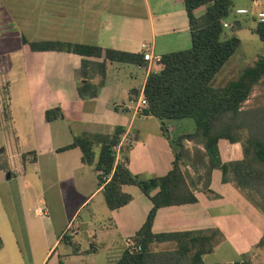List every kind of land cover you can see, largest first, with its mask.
I'll return each mask as SVG.
<instances>
[{"label":"crops","instance_id":"0c3cea01","mask_svg":"<svg viewBox=\"0 0 264 264\" xmlns=\"http://www.w3.org/2000/svg\"><path fill=\"white\" fill-rule=\"evenodd\" d=\"M152 3L154 8L150 0H0V264H113L125 241L134 239L144 224L152 204L139 188L123 186L131 201L109 210L98 172L82 163L79 148L62 149L76 137L112 134L120 127L121 138L132 143L123 146L129 149L125 153L131 174L151 178L171 170L173 148L160 122L144 116V110L136 112L135 106L153 73L143 55L188 50L191 35L184 0ZM204 13V6L194 11L197 18ZM239 26L232 27L234 32ZM253 30L249 33L255 34ZM25 33L27 43L81 44L100 48L102 54L112 50L140 59L126 64L105 60L104 54L87 58L84 79L83 57L32 51L22 41ZM258 58L244 66L229 59L214 84L237 79ZM129 66L123 76L121 69ZM154 67V72L162 69ZM85 84L95 87V97L88 90L80 96ZM258 95L255 87L251 98ZM51 110H59V117L47 121ZM121 149L115 163L123 161ZM218 150L224 163L242 159L239 143L219 140ZM209 190L194 192L195 203L158 209L152 233L217 229L223 239L202 257L204 264L243 263L244 255L254 264L253 251L264 237V215L232 183H223L218 169L211 172ZM235 203L243 205L246 230L233 239L230 224L240 216ZM174 249L173 243L152 245L154 252Z\"/></svg>","mask_w":264,"mask_h":264},{"label":"trees","instance_id":"16d2710c","mask_svg":"<svg viewBox=\"0 0 264 264\" xmlns=\"http://www.w3.org/2000/svg\"><path fill=\"white\" fill-rule=\"evenodd\" d=\"M184 4L191 48L163 55L162 69L148 74L143 89L148 104L143 115L157 119L167 139L165 121L192 119L195 123L194 132L177 137L173 141L174 146L171 144L174 158L171 170L161 177L133 175L127 168L125 151L129 149L124 147L121 149L123 161L115 163L114 147L124 132L120 127L112 134L76 137L71 145L62 149L79 148L82 163L93 166L98 174L101 173L98 181L104 184L103 195L109 210H116L131 201V196L122 191L123 186L139 188L151 201V210L133 237L141 250L136 253L124 250L113 264H204L202 257L210 254L223 239L219 230L155 235L151 229L158 209L195 203L194 192L197 190L210 193L211 172L215 169L221 171L223 183H232L264 215V57L243 67L237 79L215 87L216 75L241 44L236 36L224 35L222 27V22L230 14L232 2L184 0ZM201 6L205 7V13L197 18L194 11ZM253 31L264 43V24L258 23ZM22 41L32 51H59L83 57L81 76L84 79H88L90 66L87 58L102 54L100 48L81 44L54 41L27 43L24 38ZM103 54L105 60L111 62L131 64L140 59L139 55L112 50H105ZM98 67L99 73H103L104 63L98 64ZM255 87L261 89V94L254 97L256 102L251 107H246ZM87 90L91 97H95V87L89 84L79 89L80 96L84 97ZM58 112L47 111V121L58 118ZM219 140L239 143L242 159L222 162ZM187 141L195 145L192 150L185 146ZM153 190L157 193L150 196ZM154 243H173L175 249L154 252ZM263 246L264 237L257 247ZM237 264L248 263L243 259V263Z\"/></svg>","mask_w":264,"mask_h":264},{"label":"rangeland","instance_id":"374dc122","mask_svg":"<svg viewBox=\"0 0 264 264\" xmlns=\"http://www.w3.org/2000/svg\"><path fill=\"white\" fill-rule=\"evenodd\" d=\"M150 2H151V6H153V8H154V5L152 3L153 0H150ZM231 2H232V4L230 7V14L227 17V19L223 21V22H226L228 25H230L231 28L228 30L223 29L224 35H226V36L231 35L232 32H234L232 27L233 26L236 27V26L241 25V26H239L240 28H238L234 32L235 33L234 35H236L239 38V40L241 41V45H240L239 49L235 52V54L232 56V58L230 59L229 62L233 61V63H235L236 65H240V66L243 65L244 66V64L250 63L251 61L255 60L257 57H261V56L264 57V43H262L255 34L249 33L250 28L253 27L255 29V27L258 24V22L255 19V16L258 12H261V10H264V0H231ZM253 2H257L258 5L257 4L254 5ZM238 9L246 10L247 14L246 15H236V10H238ZM23 36L25 37L26 33ZM12 37H14V36H12ZM27 38L30 39L28 36H27ZM24 39L26 40V37ZM6 40H8V42H10V41H14L15 38L14 39H6ZM125 67H128V66H125ZM129 67L130 68H127V69L125 68V70L121 69L122 75H123V72L125 73V72H128V70L132 69L131 66H129ZM226 67L227 66H225V68ZM111 72H112V70H111ZM140 73H142V72H140ZM140 73L138 74V76L136 77L135 82H134L135 83L134 87L137 89H139L141 86V84L138 81ZM213 85L215 87L217 86L214 83H213ZM257 93H258V91H257ZM260 94H261V89L259 88V95ZM255 95H257V94H255ZM254 97H256V96H254ZM254 97L249 100V102L246 104V107H251L256 102L255 101L256 98H254ZM165 122L167 125V133H168L167 135L169 137L168 140L170 141L172 146H174L173 141L177 137L192 133V132H194V129H195V123L192 119L168 120ZM184 143H185V146L189 150H192L195 147L194 144L187 143V142H184ZM219 153H220V150H219ZM219 156L221 158L220 154H219ZM235 207L237 208V211L240 213V216L230 224V231L233 233V236H234L233 239L236 238V234L238 232L246 230L244 227V224H243L244 222L242 220L243 205L241 203H235ZM83 213H85V212H83ZM234 242H235V240H232L230 243L232 244ZM87 248H90V246H88ZM250 258L251 257L249 255H244V259L247 260ZM252 258H253L254 264L263 263L264 262V246L253 251Z\"/></svg>","mask_w":264,"mask_h":264},{"label":"built area","instance_id":"2783aa9c","mask_svg":"<svg viewBox=\"0 0 264 264\" xmlns=\"http://www.w3.org/2000/svg\"><path fill=\"white\" fill-rule=\"evenodd\" d=\"M247 11L244 9H238L236 10V15H246ZM255 19L258 23L260 24H264V11L258 12L255 16ZM222 27L223 29H230V25H228L226 22H222ZM143 48H145V45H143ZM143 59L144 61H147L151 66H152V71L154 72L156 69L154 66L159 67L161 66V57L159 55H155V56H151L149 54H144L143 55ZM147 100L143 94V92L140 93L136 106H135V111L138 113H141L143 110H145L147 108ZM132 145L131 142L127 141V139L125 138H121L120 137V141L118 143V145L116 147H114V151L116 153V155L120 154V149L123 146H128L130 147ZM98 175H101V173H99ZM124 247L125 250H127L129 253H136L139 252L141 250V247L139 245H137L134 241V239H127L124 243Z\"/></svg>","mask_w":264,"mask_h":264}]
</instances>
